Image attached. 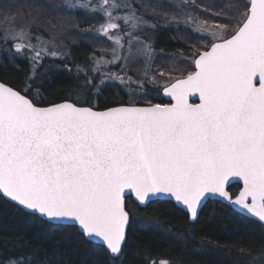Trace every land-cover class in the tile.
Here are the masks:
<instances>
[{
  "label": "water",
  "instance_id": "1",
  "mask_svg": "<svg viewBox=\"0 0 264 264\" xmlns=\"http://www.w3.org/2000/svg\"><path fill=\"white\" fill-rule=\"evenodd\" d=\"M161 93L167 103L36 105L0 81V195L76 226L112 258L128 196L169 200L191 222L218 200L264 225V0Z\"/></svg>",
  "mask_w": 264,
  "mask_h": 264
},
{
  "label": "trees",
  "instance_id": "2",
  "mask_svg": "<svg viewBox=\"0 0 264 264\" xmlns=\"http://www.w3.org/2000/svg\"><path fill=\"white\" fill-rule=\"evenodd\" d=\"M43 1L15 0L22 5L21 10H10V15L0 11V19L13 18L20 11L27 13L23 22L35 25L26 32L44 31L41 25L51 30L63 42V53L55 58L43 56L32 75L31 61L14 52L5 56L1 49L9 48L11 41L0 38V81L36 105L68 100L97 109L167 103L162 87L155 84L192 72L194 57L213 42L204 35L200 38L177 17L192 7L202 20L228 37L244 20L249 6V0H179V7L168 0H125L143 16L145 35L136 34L147 42L144 50L152 51L143 61L145 80L136 93L129 92L136 90L133 87L120 83L106 82L96 88L98 76H92L90 64L96 53L108 50L96 39V13L75 10L60 0H54L49 9ZM173 13L175 17H168ZM147 31L154 36L153 43L148 41ZM70 33L73 37L68 39ZM238 190L237 183L228 187L231 196ZM125 209L130 217L125 241L120 255L112 258L103 245L85 238L76 226L49 222L0 195V264H264V225L218 200H207L193 222L185 211L165 199L140 206L129 196Z\"/></svg>",
  "mask_w": 264,
  "mask_h": 264
},
{
  "label": "rangeland",
  "instance_id": "3",
  "mask_svg": "<svg viewBox=\"0 0 264 264\" xmlns=\"http://www.w3.org/2000/svg\"><path fill=\"white\" fill-rule=\"evenodd\" d=\"M53 1L54 0H45L43 1V6L46 5V8L51 9L49 5L52 6ZM60 1L69 4V7L75 10L83 9L88 13L97 14L98 22L94 29L97 34L96 39L102 40L108 50L106 52L100 51L96 53L95 58L90 64L92 76H98L96 79V88H100L105 85L106 82H112L129 86L128 89L133 87L136 90L129 92L135 91L138 93V87L142 85L145 80V64L143 61H147L145 57H148L152 52L150 50H144L146 49L147 42L142 38L137 37L136 34L138 32H143L145 35L144 30L146 23L142 20L144 19L143 16L135 13L134 7H129V4L125 0ZM135 1L137 2L138 0ZM161 1L163 2L164 0ZM168 1L174 3L177 7L181 5L179 0ZM191 5L196 7L193 2ZM21 7L22 5L18 6L15 0H4L3 2H0V11L4 10L7 15H10L8 13L10 10H21ZM188 9V13H183V15L177 17L178 21L185 26L188 25L193 31H197L200 38L204 35L207 39L213 42L225 39V34L222 29H218L215 25L202 20L198 16L199 12H197V9L196 12L192 7H189ZM146 11L147 9H145V12ZM25 14L27 13L22 14L20 11L19 13H16L13 18L0 19V38L1 40H6V42L9 40L11 41L9 48L1 49V52H3L5 56H8L10 52L11 54L12 52L17 53L18 56H25L31 61L33 75L36 68L41 63L42 57L45 55L49 58L61 56L63 53L61 49L64 47V44L58 39V37L53 35L51 30H47V28L42 25L41 27L45 29V36L43 30V32L40 30L38 33L30 31L29 35L26 32L27 29L34 27L35 24L30 23V25L27 22H23ZM175 16L176 14L168 17ZM66 37L71 39L73 35L70 33ZM146 37L151 43L154 42V36L150 31H147ZM140 59L141 63H139ZM189 60L192 59L190 58ZM161 73L166 74L167 72L161 71ZM148 79L152 80L149 76ZM163 79L166 80L165 78ZM167 84L169 83H163L162 85L155 84V86L159 85L160 87H164ZM8 264H17V262L10 261Z\"/></svg>",
  "mask_w": 264,
  "mask_h": 264
}]
</instances>
